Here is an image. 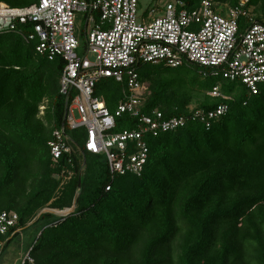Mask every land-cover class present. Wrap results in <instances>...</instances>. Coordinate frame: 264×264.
I'll return each instance as SVG.
<instances>
[{"label": "trees", "instance_id": "obj_1", "mask_svg": "<svg viewBox=\"0 0 264 264\" xmlns=\"http://www.w3.org/2000/svg\"><path fill=\"white\" fill-rule=\"evenodd\" d=\"M172 1L196 10L204 0ZM2 3L28 9L39 0ZM214 4L222 15L239 0ZM152 11L164 9L154 6L145 18ZM251 20H240L242 32ZM18 31L30 34L32 25H18ZM37 46L18 33L0 35V214L17 213L21 230L44 224L32 246L34 264H264V86L252 95L240 82L205 78L197 66H140L141 83L150 82L143 114L159 110L166 119L191 118L196 92L205 99L195 102L194 111L222 104L229 111L210 128L190 121L147 136L150 155L142 175L114 176L105 156L84 149L85 131L67 130L75 152L54 163L50 144L67 110L61 94L65 63L49 61ZM217 86L230 101L209 96ZM96 94L115 113L124 89L104 80ZM138 128V119L125 115L113 133ZM63 172L73 179L56 197L55 176ZM72 209L68 216L56 214ZM44 210L52 212L38 218Z\"/></svg>", "mask_w": 264, "mask_h": 264}, {"label": "built area", "instance_id": "obj_2", "mask_svg": "<svg viewBox=\"0 0 264 264\" xmlns=\"http://www.w3.org/2000/svg\"><path fill=\"white\" fill-rule=\"evenodd\" d=\"M250 1L239 0L227 17L216 11L214 0H204L196 10L175 1L167 4L163 13L152 11L148 18L138 17L139 0H39L28 9L0 4V35L18 33L27 43L36 42L41 56L65 63L61 94L67 99V110L65 125L54 132L50 144L54 163L75 152L67 130L85 131L84 149L105 156L112 175L141 176L150 155L147 136L177 131L190 121L206 123L210 128L229 111V105L222 104L211 112L192 109L191 118L166 119L159 110L143 114L146 93L138 73L142 65L172 69L197 66L204 70L205 78L222 76L258 95L264 86V23L252 19L241 31L240 20L250 18L246 9ZM77 13L86 15L85 54L94 55L95 61L79 54ZM18 25H32V32H19ZM104 80L123 86L124 98L115 113L96 94ZM209 96L231 100L221 86ZM125 115L138 119L139 128L113 133L118 118ZM19 223L17 213L0 214V256L10 240L21 233ZM31 252L32 248L23 264H34Z\"/></svg>", "mask_w": 264, "mask_h": 264}, {"label": "rangeland", "instance_id": "obj_3", "mask_svg": "<svg viewBox=\"0 0 264 264\" xmlns=\"http://www.w3.org/2000/svg\"><path fill=\"white\" fill-rule=\"evenodd\" d=\"M172 0H139V9H138V17H142L148 10H152L154 6L159 9H164L167 4H169ZM173 2V1H172ZM223 8V7H222ZM247 11L250 13V17L255 21H261L264 23V0H254L252 4H248L246 6ZM220 13V11L218 12ZM225 16L224 14H222ZM86 15L84 13H77L76 17V35L81 43V49L79 51L80 56L87 55L91 61H95V57L92 54H85V45L87 44L86 41ZM197 69V68H196ZM200 72V70L198 69ZM195 77L196 75L193 74ZM144 85L146 96L150 95L149 87L150 82H147ZM103 91L106 92V86L102 87ZM107 93V92H106ZM104 93V94H106ZM194 95L193 105L190 106L191 109H195V102L198 100H204V94H198L197 92ZM45 108L41 109L40 118L44 119L45 117ZM58 183L60 184L59 190L57 192L56 197L62 194L64 189H67L68 185H70L71 180L73 179L72 174L62 173L61 175L55 176ZM70 210H65L60 212V216L66 215L69 213ZM32 225V224H31ZM44 224L38 225L36 227L30 229H24L21 231L19 236L12 241L10 245L7 246L4 253L0 256V264H23L26 260L32 246L37 241Z\"/></svg>", "mask_w": 264, "mask_h": 264}, {"label": "water", "instance_id": "obj_4", "mask_svg": "<svg viewBox=\"0 0 264 264\" xmlns=\"http://www.w3.org/2000/svg\"><path fill=\"white\" fill-rule=\"evenodd\" d=\"M82 188V182L80 181V183H79V189H81ZM74 210L72 209L71 211H69V213H67L66 215H63V216H68L71 212H73ZM47 212H52L51 210H44L43 212H42V214L38 217V218H40L43 214H45V213H47ZM56 214H58L59 215V213H57L56 212ZM34 223V222H33ZM32 223V224H33Z\"/></svg>", "mask_w": 264, "mask_h": 264}, {"label": "crops", "instance_id": "obj_5", "mask_svg": "<svg viewBox=\"0 0 264 264\" xmlns=\"http://www.w3.org/2000/svg\"><path fill=\"white\" fill-rule=\"evenodd\" d=\"M230 10V9H229ZM229 10H226V11H224V13H222V14H224L225 16L224 17H227L228 16V14H229ZM223 16V15H222Z\"/></svg>", "mask_w": 264, "mask_h": 264}]
</instances>
